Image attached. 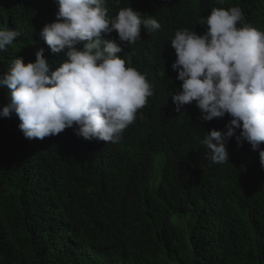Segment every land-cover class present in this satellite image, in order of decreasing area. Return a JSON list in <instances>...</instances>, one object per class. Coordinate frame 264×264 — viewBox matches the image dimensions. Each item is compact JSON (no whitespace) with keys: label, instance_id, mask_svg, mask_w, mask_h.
I'll list each match as a JSON object with an SVG mask.
<instances>
[{"label":"trees","instance_id":"16d2710c","mask_svg":"<svg viewBox=\"0 0 264 264\" xmlns=\"http://www.w3.org/2000/svg\"><path fill=\"white\" fill-rule=\"evenodd\" d=\"M243 1L234 3L264 29V0ZM216 4L170 0L153 15L195 29ZM57 12L55 0H0V28L21 33L0 50V75L41 48L53 70L63 62L40 36ZM9 91L0 88V109ZM198 111L177 112L169 93L140 109L118 143L73 128L26 139L17 116L0 117V264H264L259 153L233 137L229 161L212 162L201 140L230 120L214 127Z\"/></svg>","mask_w":264,"mask_h":264},{"label":"clouds","instance_id":"9594fccd","mask_svg":"<svg viewBox=\"0 0 264 264\" xmlns=\"http://www.w3.org/2000/svg\"><path fill=\"white\" fill-rule=\"evenodd\" d=\"M169 1L55 0L56 20L40 36L66 58L55 70L43 48L35 62L14 59L0 75V88L10 90L0 117L17 116L26 139L73 128L85 140L118 143L140 109L170 93L177 112L195 103L198 118L214 127L217 118L230 120L226 131H206L208 159L228 162L235 137L264 168L263 28L234 3L243 0H216L200 27L176 29L153 15ZM20 35L0 28V50Z\"/></svg>","mask_w":264,"mask_h":264},{"label":"rangeland","instance_id":"374dc122","mask_svg":"<svg viewBox=\"0 0 264 264\" xmlns=\"http://www.w3.org/2000/svg\"><path fill=\"white\" fill-rule=\"evenodd\" d=\"M9 97H10V91L7 94V100H9Z\"/></svg>","mask_w":264,"mask_h":264}]
</instances>
